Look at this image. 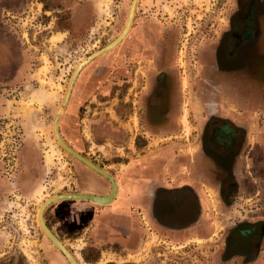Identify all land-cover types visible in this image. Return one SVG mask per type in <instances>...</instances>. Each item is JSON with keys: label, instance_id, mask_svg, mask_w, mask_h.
<instances>
[{"label": "rangeland", "instance_id": "rangeland-1", "mask_svg": "<svg viewBox=\"0 0 264 264\" xmlns=\"http://www.w3.org/2000/svg\"><path fill=\"white\" fill-rule=\"evenodd\" d=\"M131 1L3 0L10 5L0 7V264H69L37 224L38 213L47 199L77 192L78 168L86 166L61 148L52 123L72 71L119 37ZM234 1L136 0L126 36L79 71L58 119L63 140L107 171H117L107 163L135 162L144 144L153 142L143 110L147 101L158 99L154 94L143 98L160 50L162 58H170L177 103L174 130L161 132L166 139L154 141L151 150L170 144L183 149L178 155L186 154L200 118L198 56L229 28ZM257 115L250 132L255 137L264 131V118ZM255 144L241 166L251 173L237 182L246 187L238 197L220 199L216 188L204 183L208 206L199 233L174 239L142 221L145 231L137 245L127 248L110 239L94 245L88 211L77 210L79 221L70 229L52 211L64 200L45 209V222L78 264H264V166ZM253 222L261 226L257 248L251 250L256 255L226 252L228 234Z\"/></svg>", "mask_w": 264, "mask_h": 264}, {"label": "flooded vegetation", "instance_id": "flooded-vegetation-1", "mask_svg": "<svg viewBox=\"0 0 264 264\" xmlns=\"http://www.w3.org/2000/svg\"><path fill=\"white\" fill-rule=\"evenodd\" d=\"M228 27L214 40L212 46L198 56L202 73L196 97L200 104L196 115L200 118L198 126L191 132H195V142L185 144L184 153L189 156L188 169L183 167L189 183L197 186L198 189L194 188L202 195H208L204 194V183H208L216 188L215 196L225 200L238 197L236 184L244 176L243 173L247 172L241 166L244 160L251 158L256 145V137L250 132L252 126H255L253 120L258 117L253 107L256 101L264 99V91H261L264 87L255 90L253 84L264 85V0H235ZM154 60L153 69L156 70L149 78V91L143 99L147 100L154 94L158 101L155 104L147 101L143 110L144 126L149 130L171 132L174 130L172 124L177 103L172 80L174 73L168 70L170 58H162L160 50ZM219 78L224 81L218 82L216 79ZM183 86L187 88L185 79ZM231 99L250 102L249 111L248 108L243 109L249 112L247 118L241 119L225 110L223 101ZM185 107H188L187 103L183 110ZM152 113H157V116L153 117ZM186 140L190 141L189 138ZM202 162L206 163L204 168H201ZM259 228L261 230V226ZM256 229L254 227L252 231ZM232 232L227 236L224 249L246 257L250 243L255 239L254 233L250 238L246 233L232 236ZM79 242L75 245H79Z\"/></svg>", "mask_w": 264, "mask_h": 264}, {"label": "crops", "instance_id": "crops-1", "mask_svg": "<svg viewBox=\"0 0 264 264\" xmlns=\"http://www.w3.org/2000/svg\"><path fill=\"white\" fill-rule=\"evenodd\" d=\"M8 3L2 0L0 7L10 5V2ZM216 80L224 81L221 78ZM253 84L255 90H259L258 83ZM223 104L225 110L241 119L247 118L251 106L250 102L233 99L224 100ZM247 108L248 111L244 112L243 109ZM253 109L264 118V99L256 101ZM238 112L240 114H237ZM180 121L183 123L181 117ZM148 133L153 137V142L144 144L142 153L135 162L107 163V167L117 170L109 171L117 183L118 192L110 204L102 206L85 200H64L52 208V211L61 218L65 229H70L71 225L76 223L75 220L79 221L80 215L76 214L77 210L80 212L85 210L89 212L88 230L94 245L101 244L107 239L120 242L127 248L137 245L145 231L142 221L174 239H182L194 232H200L208 201L207 197L197 190V186L189 183L187 174L183 173L184 169H188V154L178 155V151H181L170 144L151 150L155 146L154 141L166 137L155 129L146 128V134ZM256 141L260 149L257 153L258 162L260 166H264V131L258 132ZM205 166L206 163L202 162L201 168ZM76 179L77 192L93 194L111 192L109 180L90 168L79 167ZM236 188L240 193L246 187L238 185Z\"/></svg>", "mask_w": 264, "mask_h": 264}, {"label": "water", "instance_id": "water-1", "mask_svg": "<svg viewBox=\"0 0 264 264\" xmlns=\"http://www.w3.org/2000/svg\"><path fill=\"white\" fill-rule=\"evenodd\" d=\"M135 3H136V0H132L131 4H130V7H129L128 15H129L130 11L132 10V18H133V14H134ZM128 15H127V18H128ZM131 22H132V20H131ZM130 25H131V23H130ZM117 37L118 36H116L114 39H112L109 43L105 44L103 47L97 49V51H99V53L93 55L95 52H97V51H94L92 53V55H88V58H90V59L85 63V65L87 63H89L92 59L97 57L98 55L106 53L107 51L111 50L114 46H116L122 39L118 43H116L113 47L105 49V47L107 45H109L111 42H113ZM85 65H83L82 68ZM79 71H78V73H79ZM78 73H76L75 77L71 80V78L73 76V71H72V74H71V76H70V78L68 80L67 87H66V90H65L67 92V98L64 97L61 100V103H60V105H59V107L57 109V112H56L55 119H54V121L52 123V130H53V133H54L56 141L58 142V144L61 146V148L66 153L70 154L73 158L78 160L80 163H82L87 168H90L91 170H93L94 172L99 174L100 176H103V177H105V178H107L109 180L110 185H111V191L113 193V191H116V189H117V183H116L114 177L112 176V174L109 171H107V170L103 169L102 167H100L95 162H93L90 159H88L87 157L83 156L79 152L75 151L72 147H70L63 140V138L60 136V133L58 131V119L62 115V111H63V109H64V107H65V105H66V103H67V101L69 99L73 83H74ZM112 193H110L108 195H105V196H99V195H94V194H86V193H81V192L59 193L61 195H59L57 197V199L47 202L43 206V208L41 209V214H40L41 222L37 221V217H36L37 224L40 226L42 232L48 238V240L50 241L51 245L55 246L62 253V255L66 258V260L68 261L69 264H78V261L75 258V256L70 252V250L63 244V242L53 233V231L46 224L45 219H44V211H45V209L50 204L55 203V202L60 201V200H90V201L97 202L98 205L105 206V205L110 204L109 200L111 198Z\"/></svg>", "mask_w": 264, "mask_h": 264}, {"label": "bare ground", "instance_id": "bare-ground-1", "mask_svg": "<svg viewBox=\"0 0 264 264\" xmlns=\"http://www.w3.org/2000/svg\"><path fill=\"white\" fill-rule=\"evenodd\" d=\"M131 20H132V10H131L130 15H129V19H128V22H127L128 24H127V26L125 27V29L123 30V32L119 35V37H118L117 39H115L112 43H110L109 45H107V46L105 47V49H108V48L113 47L116 43H118L121 39H123V38L126 36V34L128 33V30H129V28H130ZM54 41H56V40H54ZM97 53H99V51L96 52V53H94L93 55H95V54H97ZM89 59H90V58L84 59L83 62L80 63V64L77 66V69H76V71H75V73H74V75H73V78L75 77V74L78 73V71L82 68L83 65H85V63H86ZM46 68H47V67H46ZM73 78H72V79H73ZM72 79H71V80H72ZM61 88H63V87L60 86V89H61ZM54 94H56V93L54 92ZM66 94H67V93H66ZM65 98H67V96H65ZM31 102H33V100L27 102L28 106L30 105L29 103H31ZM32 104H33V103H32ZM31 107H32V106H31ZM25 111H26V110H25ZM64 141H65V140H64ZM52 142H53V141H52ZM52 145H53V144H52ZM52 145H51V146H52ZM83 193H86V194H93V193H89V192H83ZM110 193H112V191H111ZM110 193H108V194H110ZM117 193H118V192H117V189H116V191H113V193H112V195H111V198H110V200H109L110 203L114 200V197L117 195ZM108 194H94V195L105 196V195H108ZM60 195H61V194H60ZM58 196H59V195H55V196H53V197L47 199V200L42 204V206H41L40 209H39V213H38V221H39V222H41V220H40V214H41V209L43 208V206H44L47 202L57 199ZM89 201H90V200H89ZM92 202H94V201H92ZM95 203L97 204V202H95Z\"/></svg>", "mask_w": 264, "mask_h": 264}, {"label": "trees", "instance_id": "trees-1", "mask_svg": "<svg viewBox=\"0 0 264 264\" xmlns=\"http://www.w3.org/2000/svg\"><path fill=\"white\" fill-rule=\"evenodd\" d=\"M256 228L257 229L255 231H252L253 228ZM259 226L256 225V223H244V224H240L238 225V228L235 229L233 232H232V236L236 235V236H239L241 235L242 233H246L247 235H250V238H251V234L254 233V237H255V240L250 244V249H249V253L248 255L249 256H252L254 257L256 254H251V250L257 248V245H258V239H259V234H260V228L258 229Z\"/></svg>", "mask_w": 264, "mask_h": 264}]
</instances>
